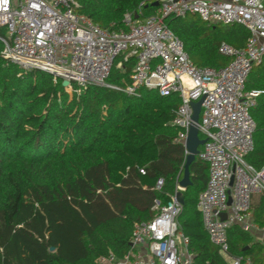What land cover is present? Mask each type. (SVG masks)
<instances>
[{
    "label": "trees",
    "instance_id": "obj_1",
    "mask_svg": "<svg viewBox=\"0 0 264 264\" xmlns=\"http://www.w3.org/2000/svg\"><path fill=\"white\" fill-rule=\"evenodd\" d=\"M79 1V12L108 30L123 28L125 14L142 3L143 16L156 11L155 0ZM165 23L197 67L216 70L230 62L220 45L243 48L250 35L242 25L210 24L196 15ZM3 49L0 41V264H96L111 253L125 256L134 225L152 220L155 201H171L184 177L185 147L171 125L178 97H161L149 88L127 95L123 89L134 61L113 69L108 83L120 89L90 86L70 94L61 78L6 61ZM246 91L264 92V59L250 74ZM252 116L255 152L247 159L260 170L264 93ZM190 178L192 184L181 192L179 222L194 264H228L198 210L209 179L208 164L199 157ZM160 179L165 183L158 191ZM254 213L264 226V194ZM228 236L231 256L264 263V247L248 232L233 225Z\"/></svg>",
    "mask_w": 264,
    "mask_h": 264
},
{
    "label": "built area",
    "instance_id": "obj_2",
    "mask_svg": "<svg viewBox=\"0 0 264 264\" xmlns=\"http://www.w3.org/2000/svg\"><path fill=\"white\" fill-rule=\"evenodd\" d=\"M154 2L159 5L152 15L143 16L142 3L125 14L123 28L108 30L79 12V0H0L2 57L23 70L40 69L69 81L65 88L70 94L90 86L120 89L108 83L112 71L134 61L123 91L135 96L149 88L161 97H178L171 125L178 129L176 141L185 147L186 157L194 104L201 102L199 134L205 143L197 157L209 167L207 187L198 201L203 226L228 264H254L251 257L231 256L228 231L238 225L248 233H264L252 213L253 197L264 193V167L258 170L247 160L255 151L252 109L264 92L246 91L250 74L264 59V0ZM190 15L210 24L242 25L250 35L243 48L220 45V54L230 59L224 68L197 67L165 23L169 17ZM164 183L160 179L156 189L161 191ZM183 191L178 184L167 204L155 201L152 220L134 225L129 253L121 258L111 253L96 264H194L179 222L183 205L177 193Z\"/></svg>",
    "mask_w": 264,
    "mask_h": 264
},
{
    "label": "water",
    "instance_id": "obj_3",
    "mask_svg": "<svg viewBox=\"0 0 264 264\" xmlns=\"http://www.w3.org/2000/svg\"><path fill=\"white\" fill-rule=\"evenodd\" d=\"M159 3H155L154 6L158 7ZM136 18H139V15H136ZM64 87H68L70 85L69 81L63 82ZM200 113H201V102L194 104V124L191 127L187 141H186V149L188 150L189 154L186 157V164L184 168V177L180 181V186L183 188V190L187 189L192 183L190 178V166L191 164L197 159V156L200 152V147L205 143V140L200 138L199 134V122H200ZM231 185H233V179L231 181ZM177 199L178 201L184 205V199L182 196V193H177ZM232 200L230 199L229 205H231ZM222 220L227 219V214L223 213L221 215ZM53 250V249H52Z\"/></svg>",
    "mask_w": 264,
    "mask_h": 264
},
{
    "label": "crops",
    "instance_id": "obj_4",
    "mask_svg": "<svg viewBox=\"0 0 264 264\" xmlns=\"http://www.w3.org/2000/svg\"><path fill=\"white\" fill-rule=\"evenodd\" d=\"M258 66V65H257ZM256 66V67H257ZM255 69V68H254ZM253 69V70H254ZM255 152V151H254ZM254 152L250 155V156H252L253 154H254ZM249 156V157H250ZM248 157V158H249ZM248 160V162L250 163V161H249V159H247ZM251 164V163H250ZM253 165V164H252ZM254 166V165H253ZM255 167V166H254ZM264 193H262V194H257V195H255L254 197H253V200H252V204L254 205L253 207H252V213H253V218H254V222H255V224L257 225V226H260V227H264V226H261V225H259L257 222H256V220H255V213H254V209H255V207L258 205V203L260 202V198H261V196L263 195ZM253 238H254V242H257V243H260L263 247H264V233H261V232H258V231H253V233H249ZM255 264V263H254ZM264 264V263H263Z\"/></svg>",
    "mask_w": 264,
    "mask_h": 264
},
{
    "label": "rangeland",
    "instance_id": "obj_5",
    "mask_svg": "<svg viewBox=\"0 0 264 264\" xmlns=\"http://www.w3.org/2000/svg\"><path fill=\"white\" fill-rule=\"evenodd\" d=\"M152 15V14H151ZM150 16V15H149ZM118 68V67H117Z\"/></svg>",
    "mask_w": 264,
    "mask_h": 264
}]
</instances>
